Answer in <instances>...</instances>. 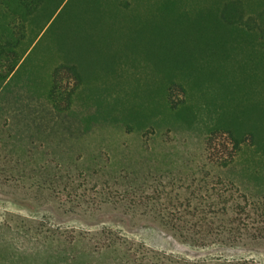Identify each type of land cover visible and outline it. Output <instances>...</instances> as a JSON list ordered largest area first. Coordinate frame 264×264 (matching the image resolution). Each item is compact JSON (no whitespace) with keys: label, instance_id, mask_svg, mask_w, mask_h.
I'll list each match as a JSON object with an SVG mask.
<instances>
[{"label":"rangeland","instance_id":"1","mask_svg":"<svg viewBox=\"0 0 264 264\" xmlns=\"http://www.w3.org/2000/svg\"><path fill=\"white\" fill-rule=\"evenodd\" d=\"M158 40L144 37L136 61L94 81L102 87L65 123L42 106L52 67L44 48L0 94V264H264V241L252 240V202L263 193L252 142L228 167L217 158L227 155V138L206 146L219 114L252 129L251 48L210 80L198 69L201 42L190 36V82L204 80L189 89L198 119L189 124L156 96ZM257 101L264 106V94ZM226 202H248V214L223 218Z\"/></svg>","mask_w":264,"mask_h":264},{"label":"trees","instance_id":"2","mask_svg":"<svg viewBox=\"0 0 264 264\" xmlns=\"http://www.w3.org/2000/svg\"><path fill=\"white\" fill-rule=\"evenodd\" d=\"M146 36L159 39L156 96L173 116L188 114L189 124L198 122L189 105V89L196 86L199 90L204 80L190 82V36L201 42L203 53L197 59L202 67L198 69L210 80L221 76L238 50L251 48L255 70L252 129L234 125L224 113L219 114L207 130L206 146L214 150L217 138H227L224 151L228 153L217 158L228 167L251 140L252 177L263 192L258 202H252V240L264 241V106L257 101L264 94V0H0V94L11 88L30 56L44 48L52 67L41 93L42 106L65 123L76 118L80 102H91L95 87H102L103 83L94 81L111 74L116 77L120 66L136 61L141 53L136 46L143 47ZM177 41L179 45L174 47ZM191 51L197 52L193 40ZM34 79L27 84L40 78ZM224 204L219 212L223 218L248 214V202L232 208ZM233 222L223 221L216 236L225 235ZM196 245L206 247L203 242Z\"/></svg>","mask_w":264,"mask_h":264}]
</instances>
